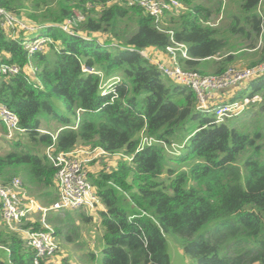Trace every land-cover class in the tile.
Here are the masks:
<instances>
[{"label": "trees", "instance_id": "16d2710c", "mask_svg": "<svg viewBox=\"0 0 264 264\" xmlns=\"http://www.w3.org/2000/svg\"><path fill=\"white\" fill-rule=\"evenodd\" d=\"M56 1L57 9L43 19L32 13L29 20L24 17L52 40L43 53L29 58L24 31L13 36L0 26V62L22 68L15 76L0 75V104L17 114L25 130L0 155L2 185L21 175L30 195L50 207L58 188L49 147L56 154L102 148L129 156L131 162L122 157L111 172L89 176L105 207L97 212L104 242L100 264H171L169 239L180 245L189 264H264V78L251 84L250 95L263 96L248 109L253 121L244 129L231 127L198 111L196 94L163 77L141 54L184 43L190 56L180 60L185 69L221 75L240 50L231 51L228 37L233 36L237 47L257 52L256 65L264 61L262 0H239L240 12L231 16L228 30L210 25L211 9L191 0H178L187 9L166 12L158 24L143 8L123 0ZM18 2L0 0V7L18 16ZM76 13L84 21L75 22L72 34L64 32L61 25L75 20ZM30 63L34 75L28 72ZM83 66L103 78L85 74ZM213 67L211 74L207 70ZM115 76L119 83L103 95L102 82ZM55 99H62L64 114L57 112ZM43 112L62 124L55 138L40 131ZM189 121L194 128L186 130L179 154L170 156L160 144L138 150L142 134L170 145ZM121 195L133 209L123 207ZM2 211L0 203V264H35V252L6 226ZM81 217L86 224L94 220ZM47 221L61 237L67 219L57 215ZM22 229L38 232L42 226L24 221ZM90 258L96 260L93 252Z\"/></svg>", "mask_w": 264, "mask_h": 264}, {"label": "built area", "instance_id": "2783aa9c", "mask_svg": "<svg viewBox=\"0 0 264 264\" xmlns=\"http://www.w3.org/2000/svg\"><path fill=\"white\" fill-rule=\"evenodd\" d=\"M123 2L128 7L143 8L147 14L155 19L157 24L166 12H175L177 14L185 9L178 0H123ZM82 21H84V17L76 13L75 20L67 21L60 28L64 32L72 34L75 22ZM0 26L6 30H12L13 36L19 35L20 31H24V35L27 36L29 33L40 32L42 29V27L32 25L1 7ZM26 36L24 37L23 46L29 58L35 54L45 52L48 44L52 42L50 38L42 35H38L31 40L26 39ZM141 54L158 68L163 77L172 80L179 86L192 90L198 99L197 110L212 113L218 124L224 123L228 119L239 117L252 105L263 101V97L260 94H256L253 96L248 95L242 100L219 102L216 99V93L235 86H239L238 88L247 87L251 82L264 78V61L250 67H229L221 75H201L182 67L180 60L190 59L188 47L184 43L173 41V44L165 52L151 51L149 53L143 51ZM28 70L31 75H34L36 67L30 63ZM21 71L22 68L16 64L0 62V75L2 76H15ZM82 71L85 74H99L103 78L102 74L96 72L94 68L83 66ZM119 81V78H117L114 82L112 81L109 87H113ZM102 94H104L103 91ZM77 121H79V118ZM0 122L5 127V138L7 141H12L16 136H20L25 132L20 126L17 114L5 104H0ZM43 133L50 134L49 132ZM50 135L54 137L53 134ZM140 140L138 150H143L153 144H160L168 153L176 155L179 154V151H175L176 148H182V146L179 147L175 143L169 145L144 134L141 135ZM46 154L56 168L55 179L58 188V200L52 206L45 207L31 197L26 192L20 178L15 177L8 184H0V203L3 206L4 222L11 231L24 235L27 246L35 252V264H39L40 261L48 264L60 249L55 229L47 221L49 212L78 209L95 212L103 208L97 191L89 180L88 166L102 157L112 156L102 148H90L87 151L75 150L56 154L53 146L47 149ZM121 157L128 162L132 161V157ZM38 214H41L39 222L42 229L40 231L34 232L22 229L24 221L35 222L33 216Z\"/></svg>", "mask_w": 264, "mask_h": 264}, {"label": "rangeland", "instance_id": "374dc122", "mask_svg": "<svg viewBox=\"0 0 264 264\" xmlns=\"http://www.w3.org/2000/svg\"><path fill=\"white\" fill-rule=\"evenodd\" d=\"M191 1H192L191 4L193 6L201 5L203 7L210 8L212 11V15L210 17L209 24L212 26H215L216 28H220L223 30L224 29L228 30L231 24V21H232L231 16L235 14H239L240 12V1L239 0H221L222 4L219 3L220 0H191ZM50 2L52 3V6L50 5ZM18 4H21L22 6L21 15H18L20 16V18L24 19L25 17L26 19H28V15L32 13V14L40 16L43 19L45 16H48L49 9L51 8L57 9L58 3L56 0H19ZM181 4L185 8L183 11H185L187 7H185V5L182 2ZM258 13L263 19V30H264V0L262 1V4L259 6ZM38 35H40V32L29 33L26 36V39L31 40L37 37ZM228 38L231 42V44L229 45L231 47V51L237 50L238 44H236L234 37L229 36ZM259 45H264V41L263 40L259 41ZM239 48L240 50L235 51L234 54L240 58H242V56L245 57L247 50L242 48V45ZM181 65L184 68L183 62ZM230 67H236V66L233 63ZM248 67H250V65ZM215 69L216 68H211L207 71L213 74L215 72ZM117 78H119L120 80L119 76H115V79H112L110 81L109 80L107 81L106 79H104V82L102 84V91L104 93L103 95L109 92V89L112 88V86L111 87L109 86L111 85L112 81L114 82ZM167 81L169 82V80ZM252 91H253V88H251L249 91L242 94L241 97H239V99L242 100L243 98L248 96V94H250ZM54 105L59 114H64L66 112L62 99H55ZM256 105L257 104L252 105L250 109L252 110V108ZM249 110H247L245 113H243L239 117L228 119L226 121L227 124L231 127L237 125L239 128H243V129L244 127L247 128V125H249L247 123L248 122L251 123L253 121L252 117L254 115V113L248 114ZM39 121L41 124L40 126L41 130H43V128H48L49 130H52L53 133H57L56 129L62 126L59 119L55 117V115L48 114L46 112H43L40 115ZM191 122L192 121L187 122L186 123L187 125L185 124L186 126H184L179 131L180 134L172 138V142L175 143L177 146L179 147L182 146V143L187 136L186 130L190 128L191 129L194 128ZM1 129L2 128H0V155H3L7 153L9 150H11L12 148L10 146L11 144L7 140H5L4 131ZM171 151H173V149H171ZM175 151H181V148L180 149L176 148ZM169 155L174 156L172 154H169ZM120 159H122L120 155H115L109 158L100 159L98 163H96V161L93 162L92 165L88 166L89 176L90 175L97 176L102 171L111 172L115 168L116 163ZM182 169L183 168H181L180 171ZM183 170H187V169L184 168ZM15 177L20 178L23 182V178L21 175H16ZM164 177H162L161 180H166V176ZM0 184H2L1 181H0ZM121 202H122L123 207L126 208L127 210L133 209V206L130 200L126 197L125 198L122 197V195H121ZM100 210L102 209H99L98 211ZM98 211L89 212L84 209H78V210H71V211L70 210L52 211L48 213L49 217L59 215L62 219L64 220L67 219V221L65 222V229H63V234L70 235L72 239H74L71 242H67V241H64L63 234L59 238L57 236L60 249H59V252L48 262V264H100L104 242L102 239L103 233H102V228H101V220H100V217L97 215ZM82 214L92 215L94 220L91 223L86 224L82 221V217H81ZM40 216L41 214H38V215L33 216V218H35L36 221H39ZM49 224L51 225V223ZM75 229H77L76 232H75ZM91 252H93L97 256L96 260H92L90 258ZM168 252L170 254L171 264H189V261L186 255L184 254L182 248L175 240L169 239Z\"/></svg>", "mask_w": 264, "mask_h": 264}, {"label": "crops", "instance_id": "0c3cea01", "mask_svg": "<svg viewBox=\"0 0 264 264\" xmlns=\"http://www.w3.org/2000/svg\"><path fill=\"white\" fill-rule=\"evenodd\" d=\"M263 1V0H262ZM260 46V45H259ZM239 48V47H238ZM255 53V54H254ZM234 54V53H233ZM235 55V54H234ZM256 55V56H255ZM236 56V55H235ZM259 56H258V54H257V52H255V51H252V50H247V53L245 54V57H243L242 56V58H240V57H235V59H234V65L236 66V67H241V66H245V67H248L249 65H252V66H254V63H256V61H258V58ZM216 61H220L221 60V58H216L215 59ZM213 68H216V67H213ZM28 72H29V70H28ZM114 78V77H113ZM251 84H252V82L250 83V84H248L247 85V87H240V88H238L239 86H235V87H231V88H229V89H225V90H221V91H218L216 94V99H217V101H230V100H239V97H241V95L242 94H244L245 92H247V91H249L252 87H251ZM252 93V92H251ZM250 93V94H251ZM250 94H248V95H250ZM261 96H262V94H260ZM263 97V96H262ZM255 105V104H254ZM2 126H1V123H0V128H1ZM43 128V127H42ZM60 129H61V126L58 128V129H56V132L58 133V131H60ZM2 130V129H1ZM42 133L43 132H49L50 134H54V135H56L57 133H53L52 132V130H49L48 128H43V130H40ZM5 132V131H4ZM5 140H6V138H5ZM88 149H90V148H77V150H85V151H87ZM113 156V155H112ZM109 157H111V156H108V157H102V158H100V159H104V158H109ZM99 159V160H100ZM99 160H96V163H98V161ZM95 162V161H94ZM95 163V164H96ZM93 164V162L90 164V165H92ZM89 165V166H90ZM24 188H25V190H26V192H28V194H29V191L27 190V188L24 186ZM30 195V194H29ZM56 195H57V199H58V192H56ZM31 196V195H30ZM31 197H33V196H31ZM34 199H36L35 197H33ZM57 201V200H56ZM102 210H105V207H104V205H103V208H101ZM101 211V210H100ZM36 220V219H35ZM102 233H103V230H102ZM21 234V233H20ZM22 235V237L24 238V235L23 234H21ZM102 236H103V234H102ZM103 248H104V245H103ZM103 248H102V250H103ZM97 256L95 255V258H96Z\"/></svg>", "mask_w": 264, "mask_h": 264}]
</instances>
